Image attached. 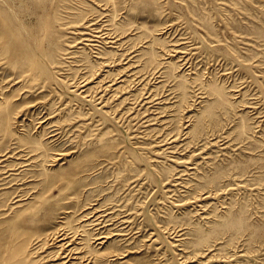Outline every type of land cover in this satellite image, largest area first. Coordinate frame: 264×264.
Masks as SVG:
<instances>
[{
	"label": "rangeland",
	"instance_id": "374dc122",
	"mask_svg": "<svg viewBox=\"0 0 264 264\" xmlns=\"http://www.w3.org/2000/svg\"><path fill=\"white\" fill-rule=\"evenodd\" d=\"M92 1L95 0H44L39 3L0 0V34L3 31L0 92L2 89L10 95L13 90L11 94L15 96L10 103L16 109L13 108L9 124L0 122V130H4L6 124L5 134L0 131V161L4 160L0 162V176L5 165L11 167L24 161V154L20 153L19 157L16 151L27 146V150L39 148L41 152L44 148L52 153L68 151L54 164H47L51 169L49 173L55 175L63 171L71 180L78 179L75 195L67 200L56 197L59 185L46 180L44 184L53 187L54 198L28 226L34 232L48 229L51 222L56 223L71 211L76 223L75 219L85 211L105 204L119 208V212L132 209L129 213L134 217L124 231L126 236L120 237L115 231L105 243L103 250L123 254L111 257L108 264H196L198 260L193 256L197 252H203L205 264H264V0H227L231 3L226 0H114L115 7L113 2L106 0ZM102 10L106 15L109 13L106 19L110 17L111 22H116V25L112 23V27L115 26L113 35L120 32L124 37L118 40L120 43H110L114 39L108 42V38H103L100 45L90 46L91 43L81 40L74 29L95 23L96 18L100 23L104 18L99 17ZM74 19L79 20L74 24ZM164 47L171 53L163 50ZM147 58L151 60L146 61ZM108 60L115 62L107 65ZM126 63L132 64V71H137L128 72L124 69ZM88 66L97 70L92 80L89 78L92 70ZM6 68L10 69V74ZM113 79L114 90L121 89L116 88L118 94L113 90L106 92L102 104L91 98V94V97H83L80 92L89 89L91 92L99 81ZM77 83L85 87L77 91L74 88ZM5 91H9L8 94ZM151 117H154L152 122ZM36 142H41L44 148ZM11 149L15 155L6 152ZM5 153L6 156H2ZM29 167L31 171L29 168L22 171L18 178L24 180V184L0 190V222L12 216L9 206H2L9 196L14 197L12 194L22 189L19 194L29 195V202L34 197L31 195L36 193L34 190L39 189L35 186L37 181L30 180L42 172L39 171L42 167L36 164ZM179 170H186V173L182 175ZM178 171L182 177L171 186V182L174 183L170 180ZM167 177H171L169 181ZM167 188L174 189L176 196L167 194ZM210 190L215 196L203 200L204 208L200 207L201 203L195 205L187 200L194 194ZM209 215L212 218L209 219ZM4 238L2 231L0 248Z\"/></svg>",
	"mask_w": 264,
	"mask_h": 264
},
{
	"label": "bare ground",
	"instance_id": "6f19581e",
	"mask_svg": "<svg viewBox=\"0 0 264 264\" xmlns=\"http://www.w3.org/2000/svg\"><path fill=\"white\" fill-rule=\"evenodd\" d=\"M42 1H44V0H32V2H34V3H39V2H42ZM96 1V0H95ZM95 1H92L93 3L95 2ZM102 1V0H101ZM108 3H111V2H113L114 3V0H106ZM124 1V0H123ZM219 1V0H218ZM221 1H223V0H221ZM225 1V0H224ZM227 1V0H226ZM88 2H90V1H88ZM104 2V1H103ZM125 2H126V0H125ZM228 2V1H227ZM61 3V2H60ZM101 3V2H100ZM112 3V4H113ZM228 3H231L230 1L228 2ZM54 4V3H53ZM74 4V3H73ZM92 4V3H91ZM97 4V3H96ZM99 4V3H98ZM111 4V5H112ZM189 4V3H188ZM2 5V4H1ZM37 5H40V4H37ZM86 5H88V4H86ZM94 6H95V4H93ZM105 5H107V4H105ZM109 5V4H108ZM66 6V5H65ZM91 6V5H90ZM192 6V5H191ZM68 7H70V6H68ZM96 7H98L97 5H96ZM104 7V6H103ZM106 7V6H105ZM108 7V6H107ZM114 7H115V3H114ZM190 7V6H189ZM1 8V7H0ZM75 8V7H74ZM79 8V7H78ZM88 8H90V7H88ZM109 8H112V7H109ZM188 8V7H187ZM45 9V8H44ZM43 9V10H44ZM68 9V8H67ZM67 9H65V10H67ZM92 9V8H91ZM108 9V8H107ZM106 9V10H107ZM192 9V8H191ZM71 10V9H70ZM84 10V9H83ZM92 10H94V9H92ZM97 10V9H96ZM115 9H113L112 11H114ZM196 10V9H195ZM204 10H205V8H204ZM68 11V10H67ZM74 10L72 9V12H73ZM80 11H82V10H80ZM100 11V10H99ZM98 11V12H99ZM103 12H100V15H99V17H104L103 19H101V20H99L100 21V23L98 22V20H97V18H96V20L94 21L95 23H90L89 25H87L86 27L84 26V27H75V32H77V35L79 34L81 37H79L81 40H85L86 42H90L91 44H89L90 46H97V45H100L101 44V41L102 40H100V39H103V38H108L107 40H108V42H109V39L111 40H113V41H111L110 43H120V42H118V40H122V38L124 37L123 36V33H122V35H121V33L119 32V33H117L116 35H113V31H114V27H112L113 26V24L114 25H116V22L114 21V22H111L112 20L110 19V17L108 18V19H106V17H108L109 16V13L106 15V13H105V11L104 10H102ZM108 11V10H107ZM122 11H123V9H122ZM192 11V10H191ZM194 11V10H193ZM206 11V10H205ZM21 12V11H20ZM85 12V11H84ZM115 12H116V10H115ZM195 12V11H194ZM2 13H5L4 11L2 12ZM8 13H9V11H8ZM8 13H7V16H8ZM62 13H64V12H62ZM88 14H89V12H87ZM90 13H93V12H90ZM112 13H114V12H112ZM118 13V12H117ZM191 14H192V12H190ZM199 13V12H198ZM10 14V13H9ZM42 14H44V13H42ZM67 14H69V12L67 13ZM82 14V13H81ZM87 14V15H88ZM97 14V13H96ZM194 14H196V13H194ZM206 14V13H205ZM3 15V14H2ZM5 16H6V13L4 14ZM12 15H13V12H12ZM86 15V16H87ZM116 15V14H115ZM199 15V14H198ZM11 16V15H10ZM60 16V15H59ZM81 16V15H80ZM85 15H83V17H84ZM4 17V16H3ZM48 17H49V15H48ZM66 17V16H65ZM75 17V16H74ZM41 18H44V16L43 17H41ZM86 18V17H85ZM84 18V19H85ZM115 18H116V16H115ZM115 18H114V20H115ZM73 19V18H72ZM90 19H92V18H90ZM95 19V18H94ZM42 20V19H41ZM63 20H66V19H64L63 18ZM67 20H69V19H67ZM77 20H79V19H74V24H75V21L77 22ZM81 20V19H80ZM11 21V20H10ZM90 21H92V20H90ZM117 21V20H116ZM6 22H8L7 20H6ZM11 22H13V21H11ZM64 22V21H63ZM71 22V21H70ZM81 22V21H80ZM83 22V21H82ZM85 22V21H84ZM41 23H43V22H41ZM64 23H66V22H64ZM86 23V22H85ZM89 23V22H88ZM113 23V24H112ZM199 23V22H198ZM19 24V23H18ZM68 24H69V22H68ZM68 24H67V26H68ZM72 24V23H71ZM70 24V25H71ZM87 24V23H86ZM85 24V25H86ZM120 24V23H119ZM76 25H78L77 23H76ZM80 25V24H79ZM65 25H63L62 27H64ZM66 27V26H65ZM138 27V26H137ZM5 28V27H4ZM1 29V28H0ZM15 29V28H14ZM73 29V28H72ZM120 29V28H119ZM118 29V30H119ZM2 30V29H1ZM73 30V31H74ZM5 31V30H4ZM6 31H8V29L6 30ZM72 31V32H73ZM115 31H117V30H115ZM58 33V32H57ZM69 33H70V31H69ZM208 33H210V32H208ZM1 35H3V31H2V34H0V40L3 38ZM4 35H5V33H4ZM17 35V34H16ZM17 36H21V35H17ZM104 36H106V37H104ZM121 36H122V38H121ZM2 37V38H1ZM46 37V36H45ZM58 37V36H57ZM62 37V36H61ZM103 40H105V39H103ZM23 41V40H22ZM152 42H153V40H151ZM67 42H69V41H67ZM72 42V41H71ZM70 42V43H71ZM125 42H127V41H125ZM155 42V41H154ZM69 43V44H70ZM98 43V44H97ZM107 43V42H106ZM85 44V43H84ZM109 44V43H108ZM125 44V43H124ZM124 44H122V45H124ZM86 45V44H85ZM118 45V44H117ZM117 45H116V47H117ZM121 45V46H122ZM153 45H154V43H153ZM7 46V45H6ZM27 46V45H26ZM61 46V45H60ZM69 46V45H68ZM103 46V45H102ZM106 46V45H105ZM119 46H120V44H119ZM22 47V46H21ZM70 47V46H69ZM68 47V48H69ZM115 47V46H114ZM42 48V47H41ZM72 48V47H71ZM95 48V47H94ZM93 48V49H94ZM99 48V47H98ZM101 48V47H100ZM193 48V47H192ZM61 49V48H60ZM70 49V48H69ZM92 49V48H91ZM102 49V48H101ZM103 49H104V46H103ZM194 49V48H193ZM6 50H7V48H6ZM96 50V49H95ZM99 50V49H98ZM163 50H167L165 47H164V49ZM9 51V50H8ZM30 51V50H29ZM168 51V50H167ZM166 51V52H167ZM171 50H169L168 52H170ZM2 52V51H1ZM4 52V51H3ZM67 52H68V50H67ZM66 52V53H67ZM94 53H95V51H93ZM96 52H98V51H96ZM102 52H104V51H102ZM127 52V51H126ZM165 52V53H166ZM9 53V52H8ZM66 53H64V54H66ZM75 53V52H74ZM104 53H106V52H104ZM123 53V52H122ZM163 53H164V51H163ZM171 53V52H170ZM6 54H7V51H6ZM108 54V53H107ZM124 54H125V52H124ZM123 54V55H124ZM2 55V54H1ZM3 55H5V54H3ZM2 55V57H5V56H3ZM63 55V54H62ZM70 55V54H69ZM74 55V54H73ZM98 55V54H97ZM122 55V56H123ZM164 55V54H163ZM168 55V54H167ZM99 56V55H98ZM108 56V55H107ZM121 56V57H122ZM129 56V55H128ZM128 56H127V58H128ZM135 56H137V55H135ZM51 57V56H50ZM71 57H72V55H71ZM100 58L102 57V54H101V56H99ZM98 57V58H99ZM103 57H104V55H103ZM102 57V58H103ZM106 57V56H105ZM104 57V58H105ZM160 57V56H159ZM162 57V56H161ZM68 58V57H67ZM76 58V57H75ZM107 58V57H106ZM123 58V57H122ZM130 58V57H129ZM8 59V58H7ZM29 59V58H28ZM70 59V58H69ZM113 59V58H112ZM116 59H118V58H116ZM133 59V58H132ZM148 59H150L151 60V58H147L146 59V61H148ZM156 59V58H155ZM158 59V58H157ZM6 60V59H5ZM73 61L75 60V59H72ZM71 60V61H72ZM101 60V59H100ZM99 60V61H100ZM105 60V59H104ZM113 60H115V59H113ZM119 60H121V59H118V61ZM159 60H161V58L159 59ZM164 60V59H163ZM240 60V59H239ZM70 61V60H69ZM70 61V62H71ZM80 61V60H79ZM82 61V60H81ZM85 61V60H84ZM132 61V60H131ZM137 61V60H136ZM141 61V60H140ZM101 62H103L102 60H101ZM105 63H106V61H104ZM115 61H113V62H111V60L109 61L108 60V63H107V65H110L111 63H114ZM121 62V61H120ZM138 62V61H137ZM5 63V62H4ZM77 63V62H76ZM105 63H103V64H105ZM134 63V62H133ZM63 64V62H61V65ZM65 64H66V62H65ZM68 64V63H67ZM74 64V63H73ZM79 64V63H78ZM99 64V62L97 63V65ZM103 64H100V65H103ZM127 64V66H125L124 67V69H127L128 70V72H131L132 71V64H128V63H126ZM153 64V63H152ZM160 64V63H159ZM1 65V64H0ZM3 66L5 65V64H2ZM15 65V64H14ZM33 65V64H32ZM31 65V66H32ZM64 65V64H63ZM69 65H70V63H69ZM77 65V64H76ZM81 65V64H80ZM82 65H84V64H82ZM85 65H86V63H85ZM84 65V66H85ZM92 65V64H91ZM156 65V64H155ZM167 64H165V66H166ZM169 65V64H168ZM6 66V65H5ZM4 66V67H5ZM22 66V65H21ZM65 66V65H64ZM87 66V65H86ZM93 66V65H92ZM153 66V65H152ZM17 67V66H16ZM34 67H35V65H34ZM72 67V66H71ZM89 67V66H88ZM100 67V66H99ZM105 67V66H104ZM146 67H147V64H146ZM150 67H151V65H150ZM158 67V66H157ZM160 68H161V65L159 66ZM158 67V68H159ZM163 67V66H162ZM12 68V67H11ZM21 68V67H20ZM29 68V67H28ZM90 68V67H89ZM96 69H97V67H95ZM102 68V67H101ZM128 68H131V70L129 71V69ZM134 68V67H133ZM7 69V68H6ZM6 69H4L5 70V72H6ZM9 69V68H8ZM7 69V70H8ZM17 69V68H16ZM25 69V68H24ZM59 69V68H58ZM62 69V68H61ZM72 69V68H71ZM83 69H85V67L83 68ZM91 69V68H90ZM93 69V68H92ZM91 69V70H92ZM103 69V68H102ZM123 69V70H124ZM10 70V69H9ZM9 70H8V72H9ZM21 71L23 70V68L22 69H20ZM19 70V71H20ZM76 70V69H75ZM87 70H89V69H87ZM86 70V71H87ZM91 70L90 71H88L89 73L91 72ZM150 70V69H149ZM153 70V69H152ZM154 70H155V68H154ZM158 69L156 68V71H157ZM163 70V69H162ZM16 71V70H15ZM14 71V72H15ZM54 71H56V70H54ZM60 71V70H59ZM64 71V70H63ZM81 71H82V68H81ZM96 71L97 70H92V72L90 73L91 74V76L89 77L91 80L92 79H94V76L96 75ZM134 71V70H133ZM132 71V72H133ZM137 70L135 69V71L134 72H136ZM139 71V70H138ZM141 72H142V70H140ZM156 71H153V72H156ZM18 72V71H17ZM61 72V71H60ZM79 72V71H78ZM87 72V73H88ZM100 71H98L97 73L98 74H100L99 73ZM145 72H146V70H145ZM144 72V73H145ZM151 73V74H154V73ZM162 71H160V73H161ZM3 72H1V74H2ZM32 73V72H31ZM87 73H85L86 75H88ZM139 74H140V72H138ZM138 73H136V74H138ZM159 73V72H158ZM159 73V74H160ZM6 74V73H5ZM9 74H10V72H9ZM15 74V73H14ZM13 74V75H14ZM17 74V73H16ZM26 74V73H25ZM35 74V73H34ZM40 74V73H39ZM65 74V73H64ZM75 74V73H74ZM76 74H77V72H76ZM89 74V75H90ZM132 74V73H131ZM135 74V73H134ZM139 74H138V76H139ZM156 74V73H155ZM154 74V75H155ZM166 74V73H165ZM229 74V73H228ZM19 75V74H18ZM17 75V76H18ZM78 75V74H77ZM15 76V75H14ZM29 76V75H28ZM66 76V75H65ZM71 76V75H70ZM74 76V75H73ZM81 76H82V74H81ZM138 76H136L137 78H138ZM141 76V75H140ZM139 76V77H140ZM143 76V75H142ZM147 74H146V78H147ZM156 76H158V75H156ZM176 76V75H175ZM38 77V76H37ZM67 77V76H66ZM75 77H77V76H75ZM96 77V76H95ZM145 77H143V78H145ZM150 77H151V75H150ZM152 77H153V75H152ZM10 78H12V77H10ZM9 78V79H10ZM14 78V77H13ZM12 78V79H13ZM19 78V77H18ZM63 78H65V77H63ZM70 78H72V77H70ZM85 78V77H84ZM87 78V77H86ZM2 79V78H1ZM16 79H17V77H16ZM25 79H26V77H25ZM32 79V78H31ZM31 79H30V81H31ZM61 79H62V77H61ZM67 79H69V78H67ZM11 80V79H10ZM35 80H36V78H35ZM47 80V79H46ZM77 80V79H76ZM80 80V79H79ZM78 80V81H79ZM125 80V79H124ZM124 80H122V82L124 81ZM14 81V80H13ZM21 81V80H20ZM27 81V80H26ZM26 81H25V83H26ZM30 81H29V83H30ZM75 81V80H74ZM82 81V80H81ZM80 81V82H81ZM87 81H88V78H87ZM113 81H115L114 79L113 80H111V81H105V82H102V81H99L98 83H97V87L95 86H92L91 88L93 89V87H94V90L93 91H91L90 92V90L91 89H89L88 91H86V90H83V91H80V92H83L82 94H83V97H91V95H92V97L91 98H95L94 100H97V101H99L100 100V102L99 103H104V99H102L103 98V95H105V93L106 92H108V91H114V94H118V91H116V88H118V87H116L115 88V90H114V86H115V82H113ZM137 81H139V80H137ZM3 82V81H2ZM16 82V81H15ZM65 82V81H64ZM83 82V81H82ZM86 82V81H85ZM89 82V81H88ZM88 82H86V83H88ZM133 82V81H132ZM4 83H6V82H4ZM9 83V82H8ZM12 83V82H11ZM22 83V82H21ZM25 83H24V85H25ZM33 83V82H32ZM58 83H59V81H58ZM73 83V82H72ZM79 83V82H78ZM77 83V85H75V87L74 88H77V91L78 90H80L81 88L80 87H83L84 86V84L81 86V85H79ZM84 83V82H83ZM3 84V83H2ZM31 84V83H30ZM45 84V83H44ZM1 85V84H0ZM7 85H9V84H7ZM23 85V88H22V86H21V88L22 89H25L26 87ZM60 85V84H59ZM69 85V84H68ZM2 86V85H1ZM4 86V85H3ZM19 86V87H20ZM27 86V85H26ZM44 86V85H43ZM62 86V85H61ZM121 86V85H120ZM119 86V87H120ZM123 87H125L124 85H122ZM25 87V88H24ZM28 88H29V86H27ZM37 87V86H36ZM85 87V86H84ZM11 88V87H10ZM14 88V87H13ZM44 88V87H43ZM57 88V87H56ZM71 88H73V87H70V89ZM79 88V89H78ZM89 88V87H88ZM88 88H86V89H88ZM126 88V87H125ZM124 88V89H125ZM7 89V88H6ZM21 89V90H22ZM30 89V88H29ZM63 89V88H62ZM118 89H121V87L120 88H118ZM123 89V88H122ZM21 90H18V91H21ZM51 90V89H50ZM13 91V90H12ZM11 91V92H12ZM25 91V90H24ZM61 91V90H60ZM86 91V92H85ZM124 91V90H123ZM122 91V92H123ZM5 92H7V91H5ZM9 92V91H8ZM8 92H7V94H8ZM11 92H10V95H6L5 93H4V91L1 89V92H0V95H1V99H2V101H0V122H3V123H8L10 120V118H11V116L14 114L13 113V108L15 107V106H12L11 105V103H10V101H11V97H13V96H15L14 95V93H12L11 94ZM26 92V91H25ZM29 92V91H28ZM74 92V91H73ZM17 93V92H16ZM15 93V94H16ZM22 93V92H21ZM85 93V94H84ZM25 94V93H24ZM89 94H91V95H89ZM108 94V93H107ZM113 94V93H112ZM218 94V93H217ZM28 95V94H27ZM32 95V94H31ZM119 95H120V93H119ZM131 95V94H130ZM33 96V95H32ZM35 96V95H34ZM99 96V97H98ZM118 96V95H117ZM131 96H133V95H131ZM20 97H22V95L20 96ZM24 97V96H23ZM112 97H115L114 95L112 96ZM126 96H124V98H125ZM130 96H128V98H129ZM150 97V96H149ZM148 97V98H149ZM111 97H109V99H110ZM133 98V97H132ZM44 99V98H43ZM59 99H60V97H59ZM102 99V100H101ZM108 99V98H107ZM121 99H123V98H121ZM106 100V99H105ZM111 100V99H110ZM114 100V99H113ZM128 101H130L129 99H127ZM126 100V101H127ZM134 100V99H133ZM137 100V99H136ZM139 100V99H138ZM40 101V100H39ZM42 101V100H41ZM122 102H123V100H121ZM120 101V102H121ZM125 101V100H124ZM125 101V102H126ZM144 101V100H143ZM108 102V101H107ZM121 102V103H122ZM135 102V101H134ZM139 102H141V101H139ZM95 103V102H94ZM112 103V102H111ZM130 103V102H129ZM128 103V104H129ZM37 104H39V103H37ZM50 104V103H49ZM123 104H124V102H123ZM140 104V103H139ZM142 104V103H141ZM105 105V104H104ZM119 105V104H118ZM131 106L133 105V104H130ZM136 105H137V103H136ZM254 105V104H253ZM51 106V105H50ZM116 106V108H117V105H115ZM130 106V107H131ZM135 106V105H134ZM138 106V105H137ZM139 106H141V105H139ZM100 107V106H99ZM119 107H121L120 105H119ZM118 107V108H119ZM127 107H129V105H127ZM126 107V108H127ZM129 107V108H130ZM68 108V107H67ZM129 108H127V109H129ZM15 109V108H14ZM72 109V108H71ZM101 109V108H100ZM125 109V108H124ZM16 110V109H15ZM68 110V109H67ZM91 110V109H90ZM112 110H114V109H112ZM116 111H117V109H115ZM130 110V109H129ZM128 110V111H129ZM139 110V109H138ZM60 111V110H59ZM71 111V110H70ZM93 111V110H92ZM107 111V110H106ZM136 111V110H135ZM66 112L67 111H65V114H66ZM77 112V111H76ZM79 112V111H78ZM90 112V111H89ZM88 112V113H89ZM108 112V111H107ZM126 112V111H125ZM147 111H145V113H146ZM99 113V112H98ZM109 113V112H108ZM113 113H115V111H113ZM130 113H131V110H130ZM138 113V112H137ZM136 113V114H137ZM141 114L143 113V112H140ZM69 114H71L70 112H69ZM77 114V113H76ZM85 114V113H84ZM90 114V113H89ZM134 114V113H133ZM136 114H134V116L136 115ZM139 114V113H138ZM137 114V115H138ZM58 115V114H57ZM63 115H64V113H63ZM79 115V114H78ZM77 115V116H78ZM82 115H83V113H82ZM88 115V114H87ZM114 115V114H113ZM124 114H122L121 116H123ZM144 115V114H143ZM147 115V114H146ZM70 116V115H69ZM76 116V115H75ZM81 116V115H80ZM126 116V115H125ZM79 117V116H78ZM78 117H77V119H78ZM127 117V116H126ZM133 117V116H132ZM131 117V118H132ZM136 117H138V116H136ZM141 117V116H140ZM139 117V118H140ZM149 117V116H148ZM148 117H147V119H148ZM56 118V117H55ZM72 118H74V116L72 117ZM71 118V119H72ZM92 118V117H91ZM97 118V117H96ZM95 118V119H96ZM121 118V117H120ZM130 118V117H129ZM128 118V120H130ZM154 118V117H153ZM153 118L151 117V122H152V120H153ZM68 119V118H67ZM90 119V118H89ZM89 119H87V120H89ZM119 119V118H118ZM117 119V120H118ZM74 120V119H73ZM128 120H126V121H128ZM133 120L135 121V119L133 118ZM141 120V119H140ZM144 120H145V118H144ZM63 121H64V119H63ZM68 121V120H67ZM91 121V120H90ZM133 121V122H134ZM146 121V120H145ZM150 120H147V122H149ZM154 121V120H153ZM59 122V121H58ZM57 122V123H58ZM62 122V121H61ZM69 122H71V121H69ZM73 122V121H72ZM75 122V121H74ZM77 122V121H76ZM96 122V121H95ZM99 122H101V121H99ZM136 122H138V121H136ZM140 122V121H139ZM141 122H143V121H141ZM140 122V123H141ZM2 123V124H3ZM135 123V122H134ZM133 123V124H134ZM146 123V122H145ZM150 123V122H149ZM9 124V123H8ZM64 124V123H63ZM72 124V123H71ZM77 124V123H76ZM83 124H84V122H83ZM136 124V123H135ZM147 124V123H146ZM59 125V124H58ZM58 125H57V127H58ZM79 125V124H78ZM81 125H82V123H81ZM145 125V124H144ZM2 126V125H1ZM92 126V125H91ZM97 126V125H96ZM101 126V125H100ZM138 126H139V124H138ZM138 126H136V127H138ZM143 126V125H142ZM73 127V126H72ZM80 127V126H79ZM1 128V127H0ZM5 128H6V124H5V126H4V130H0V131H3L2 133H4L5 134ZM60 128V127H59ZM63 128V127H62ZM71 128V127H70ZM81 128V127H80ZM134 128V127H133ZM67 130L69 129V128H66ZM76 129V128H75ZM135 129H137V128H135ZM56 130V129H55ZM73 131V130H72ZM94 131V130H93ZM96 131H97V129H96ZM8 132V131H7ZM54 132V131H53ZM92 134H94V132L92 133ZM7 135V134H6ZM5 135V136H6ZM54 135V134H53ZM59 135H60V133H59ZM91 135V134H90ZM89 135V136H90ZM148 135V134H147ZM178 135V134H177ZM177 135H176V137H175V139H173V137H172V139L175 141L176 139H177ZM217 135V134H216ZM5 136L3 137L4 138V140H5ZM18 136V135H17ZM16 136V137H17ZM62 136H64V135H62ZM70 136V135H69ZM94 136V135H93ZM144 136V135H143ZM179 136V135H178ZM213 136V135H212ZM218 136V135H217ZM248 136V135H247ZM142 137V136H141ZM146 137V136H145ZM249 137H251V135L249 136ZM68 138V137H67ZM92 138V137H91ZM220 138V137H219ZM69 139V138H68ZM71 139V138H70ZM88 139V138H87ZM102 139V138H101ZM146 139V138H145ZM172 139H170V140H172ZM209 139V138H208ZM211 139V138H210ZM252 139V138H251ZM74 140V139H73ZM168 139H166V141H167ZM38 141V140H37ZM92 141V140H91ZM97 141H98V139H97ZM161 141V140H160ZM164 141H165V139H164ZM218 141V140H217ZM217 141H214L215 143L217 142ZM15 142H17V141H15ZM71 142H74V141H71ZM207 142V141H206ZM0 143H1V141H0ZM12 143V142H11ZM24 143V142H23ZM37 143H39V145L41 146L42 145V143L41 142H36V144ZM160 143V142H159ZM163 143H165V142H163ZM163 143H162V145H163ZM171 142H169V144H170ZM172 143H173V141H172ZM218 143V142H217ZM31 144V143H30ZM161 144V143H160ZM166 144H168V143H166ZM209 144V143H208ZM16 145V144H15ZM33 145V144H32ZM84 145V144H83ZM156 145H157V143H156ZM159 145V144H158ZM165 145V144H164ZM26 146V145H25ZM27 147V146H26ZM26 147L25 148H22L20 151L19 150H17L16 152H17V155L19 154V157H20V153H22V154H24V161L23 162H18V163H15V164H13L11 167H9V166H6L5 164V170H3L4 172L2 173V171H1V173H2V175L0 176V187H2L0 190H4V189H11V187L13 186V185H20V184H18V183H22L23 182V184L25 183L24 182V180L23 181H20V180H18V178L20 177V175H22V171H27V170H29L31 167H29V166H34L35 164L36 165H38V166H41L42 167V169H40L39 171L41 172V173H38L33 179H31L30 181L32 182V181H37V184H35V186L36 187H38L39 186V189L37 190H34V191H36V193L34 194V195H31V196H34L29 202L27 201V197H29V195L28 196H26V195H24V193H23V195L22 194H19V192H21L22 191V187L20 188L21 190L20 191H16V193H14V194H12V195H14V197L12 196L11 198H10V196H9V199L7 200V202L6 203H4V204H2V206H9V210H12L11 211V215L12 216H10V218H7V219H5L4 221H1L0 222V227H2L3 228V230H1L0 232H4V242H3V244L1 245V248H0V264H108L110 261H111V257H114V256H116V257H120L121 255H123L121 252H119V251H116V250H103V247H104V245H105V243H107V242H109L108 240L110 239L111 240V236L115 233V231H116V233L118 234V236H120V237H123V236H126L125 235V232L124 231H126V228L128 227V224L132 221V218H134L129 212L130 211H132V209H126L125 211H123V209L121 210V212H119V208H117V207H110V206H106L105 204H97L96 206H94V207H92L90 210H87V211H85L81 216H78L77 217V219H75L76 220V223H74V220H73V213L74 212H72L71 210V213H65L64 215H63V217L61 216V219H59V221L57 220V222L56 223H54V222H51V225L49 226V228L48 229H45V230H41V231H32L31 230V228L28 226V224H29V222L30 221H32V220H35V219H37V216L39 215V212H40V210L43 208V206L46 204V203H48L49 201H50V199H52V198H54V196H53V194H52V189H53V187H51V186H46L44 183H45V181L46 180H48V179H50V180H52L53 181V183L55 182V184H57V185H59L57 188H59V192H58V196H56V197H61L63 200H67V199H71L72 198V196L73 195H75L74 193H75V191H76V183H77V180H76V178L75 179H70V177H67L66 175L68 174H66V173H63V171H60V172H56V174L55 175H51L52 173H49V171L51 170H49L48 169V165L47 164H54L55 162H57V160H59V159H61V156L63 155H65L66 153L68 154L69 152L67 151V152H65V151H63V150H59V151H54L53 153L49 150V149H46V148H44V146L42 145V147L44 148V152H41L40 150L38 151V149L39 148H34V149H32V150H27L26 149ZM163 147V146H162ZM169 147V146H168ZM168 147H165L164 149H166V148H168ZM170 148V147H169ZM168 148V149H169ZM6 149H7V147H6ZM16 150V149H15ZM156 150V153H158V149H155ZM158 150V151H157ZM163 150V149H162ZM9 150H7L6 152L10 155V153L11 154H14V152L12 151V149H11V151H9ZM19 151V152H18ZM38 151V152H37ZM160 152H162V151H160ZM159 152V153H160ZM200 153V152H199ZM15 155V154H14ZM2 156H6V153L5 154H3ZM13 156V155H12ZM11 156V157H12ZM66 156V155H65ZM8 157H10V156H8ZM13 158V157H12ZM22 158V157H21ZM20 158V159H21ZM1 159V158H0ZM6 159V158H5ZM15 159H17V156H16V158ZM19 159V158H18ZM23 159V158H22ZM12 160V159H11ZM131 160H133V159H131ZM179 160V159H178ZM182 160V159H181ZM0 162H4V160L3 161H0ZM6 162V161H5ZM183 162V161H182ZM174 163V162H173ZM179 163V162H178ZM181 163V162H180ZM7 164V163H6ZM8 165V164H7ZM126 165V164H125ZM48 166V167H47ZM24 167H27V169H24ZM29 168V169H28ZM51 168H52V166H51ZM133 167H131V169H132ZM187 168V167H186ZM88 169V168H87ZM35 170H36V168H35ZM189 170V169H188ZM196 170V169H195ZM20 171V172H19ZM30 171H31V169H30ZM180 171V170H179ZM178 171V173L176 174V178L174 177L173 179H171L170 180V182L171 181H173V183H174V181L175 182H177L182 176H181V173L180 172H183L182 173V175H184L185 173H186V170H181L180 172ZM94 172V171H93ZM92 172V173H93ZM144 172V170L142 171V173ZM91 173V172H90ZM98 173V172H97ZM141 173V174H142ZM95 174V173H94ZM30 175H32V174H30ZM140 175V174H139ZM29 176V175H28ZM27 176V178H29ZM34 176V175H33ZM33 176H30V178H32ZM171 176V175H170ZM25 178V177H24ZM46 178V179H45ZM171 178V177H170ZM170 178H168L167 177V180L169 181V179ZM79 179H81V178H79ZM132 179V178H131ZM22 180V179H21ZM55 180V181H54ZM235 180V179H234ZM125 181V180H124ZM130 181V180H129ZM14 183V184H13ZM74 183H75V185H74ZM128 183V182H127ZM133 184H134V182H132ZM164 183V182H163ZM168 184H170V183H168ZM51 185V184H50ZM171 186H175V183L174 184H172V182H171V184H170ZM133 186V185H132ZM157 186V185H156ZM26 187V186H25ZM93 187V186H92ZM91 187V188H92ZM94 187H96V186H94ZM164 187V186H163ZM18 188V187H17ZM32 188V187H31ZM132 188V187H131ZM23 189H24V187H23ZM26 189V188H25ZM129 190V189H128ZM25 191V190H24ZM23 191V192H24ZM33 191V190H32ZM33 191V192H34ZM87 191V190H86ZM166 192H167V194H172L173 192H175L174 191V189L172 190H170V189H168L167 188V190H165ZM220 191V190H219ZM219 191H217L218 193H219ZM2 192V191H1ZM123 193H124V191H122ZM27 193V192H26ZM86 193V192H85ZM17 194V195H16ZM31 194V193H30ZM174 194V193H173ZM215 193L213 192V191H207V192H204L203 193V191H201V192H199V193H197V194H194L193 196H191L190 197V199H187L188 201L189 200H192V203H194L195 205H196V203L198 204V203H201V205H200V207L201 208H204V206H202V203H204V201H206V198H209V197H212V196H215L214 195ZM220 194H221V192H220ZM5 195H6V192H5ZM4 194H3V196H5ZM104 195V194H103ZM175 195V194H174ZM219 195V194H218ZM102 196V195H101ZM176 196V195H175ZM221 196V195H220ZM55 197V198H56ZM106 197V196H105ZM163 197V196H162ZM169 198H170V196H168ZM173 197V196H172ZM31 198V197H30ZM176 198V197H175ZM78 199V198H77ZM83 199V198H82ZM95 199V198H94ZM205 199V200H204ZM215 198H213V200H214ZM220 199V198H219ZM76 200V199H75ZM96 200H98V199H96ZM99 200H100V198H99ZM127 200H128V198H127ZM160 200V199H159ZM165 200V199H164ZM163 200V201H164ZM204 200V201H203ZM208 200V199H207ZM11 201V202H10ZM92 201V200H91ZM95 201V200H94ZM180 201V200H179ZM186 201V200H185ZM165 202V201H164ZM175 202V201H174ZM189 202H191V201H189ZM188 202V203H189ZM218 202V201H217ZM112 203V202H111ZM114 204H115V202H113ZM138 203V202H137ZM143 203V202H142ZM184 203V202H183ZM77 204H80V203H78L77 202ZM92 204V203H91ZM90 204V205H91ZM94 204V203H93ZM92 204V205H93ZM96 204V203H95ZM110 204V203H109ZM186 204V203H185ZM191 204V203H190ZM193 204V205H194ZM142 205V204H141ZM144 205V204H143ZM179 205V204H178ZM208 207L209 206H212L211 204H206ZM88 206V205H87ZM87 206H86V208H87ZM112 206V205H111ZM206 206V207H207ZM125 207V206H124ZM127 207V206H126ZM132 207V206H131ZM138 207H139V205H138ZM213 207V206H212ZM211 207V208H212ZM5 208V207H4ZM142 208V207H141ZM180 208V207H179ZM81 209H83L84 210V208L82 207ZM198 209V208H197ZM82 210V211H83ZM138 210V209H137ZM204 210H206V208L204 209ZM214 210V209H213ZM68 211V210H67ZM134 211H136V210H134ZM141 211H143V210H141ZM209 211V210H208ZM66 212V211H65ZM198 212V211H197ZM132 213V212H131ZM140 213V212H139ZM142 213V212H141ZM207 213V212H206ZM9 214V213H8ZM7 214V215H8ZM81 214V213H80ZM214 214V213H213ZM216 214V213H215ZM214 214V216H216ZM77 215V214H76ZM75 215V216H76ZM136 215H137V213H136ZM207 216V215H206ZM3 217V216H2ZM140 218V217H139ZM204 218V217H203ZM209 219L210 218H212L210 215H209V217H208ZM215 219V218H214ZM218 219H220V218H218ZM209 221V220H208ZM213 221V220H212ZM127 225V226H126ZM135 225V224H134ZM146 225V224H145ZM116 226V227H115ZM108 227H111V228H109L108 230H107V228ZM135 227V226H134ZM165 227V229L167 228L166 226H164ZM164 227H163V230H164ZM169 227V229H170V226H168ZM106 228V229H105ZM131 228V227H130ZM102 229H105L104 231H102ZM135 229V228H134ZM149 229V228H148ZM174 229V228H173ZM97 230H98V232H97ZM128 230V229H127ZM153 230V229H152ZM92 231H95L96 233H94V232H92ZM138 231V230H137ZM172 231V230H171ZM165 232H166V230H165ZM149 233H153V232H149ZM148 233V234H149ZM176 233H178V232H176ZM133 234V233H132ZM170 234V233H169ZM185 234V233H184ZM183 234V235H184ZM187 234V233H186ZM171 235V234H170ZM179 235V234H178ZM182 235V234H181ZM149 236V235H148ZM156 236V235H155ZM154 236V237H155ZM166 236H168V235H166ZM116 237V236H115ZM158 237V236H157ZM157 237H155V238H157ZM175 237H176V235H175ZM179 237V236H178ZM128 238V237H127ZM132 238V237H131ZM148 238V237H147ZM151 238V237H150ZM149 238V239H150ZM182 238V237H181ZM154 239V238H153ZM183 239V238H182ZM120 240V239H119ZM127 241V240H126ZM178 241H180V240H178ZM183 241V240H182ZM184 241H185V239H184ZM159 242V241H158ZM151 243H152V241H151ZM151 243L149 244V245H151ZM173 243V242H172ZM179 243V242H178ZM224 243V242H223ZM177 244V243H176ZM183 244H184V242H183ZM217 244V243H216ZM157 245H159V244H157ZM179 245V244H178ZM214 245V244H213ZM160 246H162V245H160ZM212 246V245H211ZM149 247V246H148ZM159 247V246H158ZM215 247V246H214ZM221 247V246H220ZM160 248V247H159ZM222 249H223V247H221ZM209 249V248H208ZM207 249V250H208ZM211 249V248H210ZM213 249V248H212ZM220 249V248H219ZM218 249V250H219ZM129 250V249H128ZM191 250H193V249H191ZM214 250H216V249H214ZM127 251V250H126ZM125 251V252H126ZM185 251V250H184ZM183 251V252H184ZM187 251V250H186ZM203 251V250H202ZM129 252V251H128ZM195 252V251H194ZM186 253H188V252H186ZM185 253V254H186ZM203 253V252H202ZM202 253H200V252H197L196 254L194 253V259L195 258H197V263L196 264H205V262L204 261H202V259H203V257L201 256V254ZM205 253V252H204ZM125 254V253H124ZM193 255V254H192ZM203 255V254H202ZM188 256H191V255H188ZM125 257H127V256H125ZM187 257V256H186ZM185 258V257H184ZM191 258H192V256H191ZM181 259V258H180ZM193 259V260H194ZM210 259V258H209ZM118 260V259H117ZM126 260V259H125ZM124 260V261H125ZM186 260V259H185ZM184 260V261H185ZM119 261V260H118ZM183 261V260H182ZM202 261V262H201ZM122 262V261H121ZM186 262V261H185ZM113 263H114V261H113ZM187 263V262H186ZM190 263V262H189ZM189 263H187V264H189ZM195 263V262H194ZM206 263H207V261H206ZM124 264V263H123ZM151 264V263H150ZM154 264V263H153Z\"/></svg>",
	"mask_w": 264,
	"mask_h": 264
}]
</instances>
